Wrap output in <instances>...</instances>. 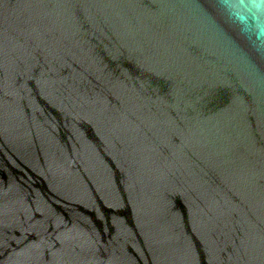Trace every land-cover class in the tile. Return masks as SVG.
Wrapping results in <instances>:
<instances>
[{
  "label": "water",
  "instance_id": "1",
  "mask_svg": "<svg viewBox=\"0 0 264 264\" xmlns=\"http://www.w3.org/2000/svg\"><path fill=\"white\" fill-rule=\"evenodd\" d=\"M261 29L262 0H0V264H264Z\"/></svg>",
  "mask_w": 264,
  "mask_h": 264
},
{
  "label": "clouds",
  "instance_id": "2",
  "mask_svg": "<svg viewBox=\"0 0 264 264\" xmlns=\"http://www.w3.org/2000/svg\"><path fill=\"white\" fill-rule=\"evenodd\" d=\"M262 2H264V0H262ZM221 3L225 6V7H231L232 4V0H221ZM243 21V18H240ZM257 40L261 41L262 44H264V29H261L260 32L258 33Z\"/></svg>",
  "mask_w": 264,
  "mask_h": 264
}]
</instances>
